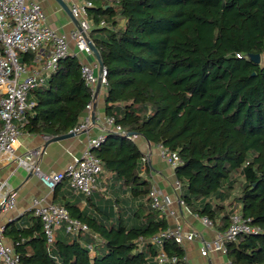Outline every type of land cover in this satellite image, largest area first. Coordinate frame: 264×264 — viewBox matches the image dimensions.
Segmentation results:
<instances>
[{
  "label": "trees",
  "instance_id": "obj_1",
  "mask_svg": "<svg viewBox=\"0 0 264 264\" xmlns=\"http://www.w3.org/2000/svg\"><path fill=\"white\" fill-rule=\"evenodd\" d=\"M91 1L90 36L107 70L106 116L178 153L180 200L217 230H226L235 212L251 218L262 231L228 241L226 254L233 264H264V0ZM257 53L260 63L251 58ZM19 58L34 65L33 53ZM81 66L76 56L62 58L30 91L24 130L53 137L79 123L92 100ZM94 152L102 176L129 193L117 197L116 210L120 203L129 210L113 219L111 209L92 215L80 202H66L70 216L90 230L71 234L62 223L51 244L38 216L28 214L29 226L11 221L3 234L21 264H158L159 246L150 240L170 224L152 205L143 152L114 132ZM162 248L186 264L174 238Z\"/></svg>",
  "mask_w": 264,
  "mask_h": 264
},
{
  "label": "built area",
  "instance_id": "obj_2",
  "mask_svg": "<svg viewBox=\"0 0 264 264\" xmlns=\"http://www.w3.org/2000/svg\"><path fill=\"white\" fill-rule=\"evenodd\" d=\"M93 6L91 0L72 1L69 8L78 19L81 29L75 27L69 34L60 33L47 22V14L39 0H0V159L8 158L17 160L18 165L25 167L50 189L64 179H68L72 190L84 196H90L100 189V179L103 174L101 160L94 150L100 147L106 140L109 132L125 136L131 140L136 134H129L120 125L115 123L113 117L105 120V130L102 134L91 137L87 147L80 156H75L62 171L45 173L38 164L39 149L31 150L27 155H16L15 141L20 135V127L25 120V112L33 105L29 101V93L32 89L46 83V79L55 70L60 59L67 56H76L85 53L93 56L87 43V37L91 38L92 23L89 19L88 8ZM106 25L101 21L99 26ZM75 45L71 49L70 42ZM50 48V51H47ZM45 52L48 56L44 57ZM19 53H33L36 62H42L40 67L28 68L21 62ZM237 56H240L239 54ZM78 58V57H77ZM99 69L98 62L82 63L81 74L85 84L90 88L92 100L86 105V111L92 110L94 99L97 95V86H107V70ZM90 124V116L78 123L71 131L75 133L84 131ZM160 156L169 166L175 168L180 163L177 152L168 150L158 145ZM143 170L146 168L147 156L142 158ZM174 188L181 190V184L176 179ZM152 205L160 209L165 215L172 214L168 206L171 199L163 195L160 190L152 187L150 191ZM16 201V193L7 185L0 183V213L12 208ZM33 211L40 218L48 243H53L56 238V230L66 224V231L71 234L88 232V225L78 219L72 218L68 210L55 203L41 205L39 200L33 201ZM208 226H214L207 217H202ZM251 218L244 217L235 212L230 216V223L226 230L217 231L215 239L206 241L202 248V254L207 255L211 250H220L226 253V243L235 241L241 234H256L261 228L251 223ZM5 226L0 224V264H21L19 255L14 251V244L6 243L3 234ZM197 237L193 231H185L181 224L170 226L167 230L155 234L151 243L159 246L156 257L158 264H176V257H169L162 248L164 239L174 238L183 245L185 241H192ZM142 238L139 239L141 246ZM92 250V249H91ZM93 252V251H91ZM186 262V259H185ZM187 264V263H186ZM229 264H233L229 261Z\"/></svg>",
  "mask_w": 264,
  "mask_h": 264
},
{
  "label": "crops",
  "instance_id": "obj_3",
  "mask_svg": "<svg viewBox=\"0 0 264 264\" xmlns=\"http://www.w3.org/2000/svg\"><path fill=\"white\" fill-rule=\"evenodd\" d=\"M39 1L45 9L47 22L52 28L60 33L69 34L76 27L57 0ZM64 1L69 5L72 1L81 0ZM70 46L72 50H75V45L72 41L70 42ZM47 51L49 52L50 48H47ZM48 52H45L44 57L48 56ZM77 57L81 64L94 60L93 56L85 53H80ZM25 64L27 65L28 63ZM33 64L32 67L29 65L27 67H40L42 62H36L35 58H33ZM98 72L99 69H96V73ZM105 93L106 90L103 86L100 87L94 99L92 110L90 112L85 110L79 119V123H81L89 115L90 124L88 128L75 133L72 137L48 143L49 136L29 133L21 126V133L14 143L16 155L25 157L29 151L39 149L38 164L43 172L51 173L62 171L72 162L75 156L81 155L91 137H95L104 132L106 120ZM133 141L137 143L143 154L147 156L148 170L145 173L146 178L150 179L153 185L152 187L157 188L163 195H167L171 199L168 208L173 213L166 214L170 226L173 227L179 223L186 232L193 231L197 234L194 240L185 241L183 244L186 253V263L229 264L230 260L227 254L220 250H211L207 255L202 254L201 251L204 243L215 239L218 230L215 226L206 225L202 217L192 212L180 200V192H177L174 188V182L176 180L175 170L160 156L158 145L148 142L140 135H136ZM108 177L110 176H102L100 179V189L92 194L91 200H87L81 194L71 189L68 179L62 180L56 188L50 189L43 184L38 176L31 173L25 167L18 165L17 160L3 157L0 159V183H7L12 191L16 193V201L12 208L0 213V224L7 226L11 221H15L20 227L29 226L32 220L28 214L35 215L33 211V201L35 199L39 200V204L41 205L48 203L64 205L66 202H80L81 209H84L92 215H98V208L109 209L110 204L108 201L114 198L115 208L117 209L116 199L118 193L110 187L113 184L110 182L111 177ZM106 178L108 179L106 180ZM101 192H109L110 195L109 197L105 196L106 203H103V206H101L100 200L97 199L98 193ZM102 197L100 198L102 199ZM134 203L136 204L137 201ZM5 241L10 245L13 244L12 240L6 237Z\"/></svg>",
  "mask_w": 264,
  "mask_h": 264
},
{
  "label": "water",
  "instance_id": "obj_4",
  "mask_svg": "<svg viewBox=\"0 0 264 264\" xmlns=\"http://www.w3.org/2000/svg\"><path fill=\"white\" fill-rule=\"evenodd\" d=\"M57 2L62 6V8L64 9V11L68 15V17L72 20V22L75 24V26L77 28L81 29L80 23H79L78 19L72 14V12H71V10L69 8V5L64 0H57ZM87 43H88V45L90 46V48L92 50L94 59L99 64V69L102 70L104 68V64H103V62L101 60V56H100V53H99L97 47L95 46L94 42L88 37H87ZM251 58L255 62H258V63L261 62V55L258 54V53L257 54H252ZM99 89H100V84H98V86H97V92H98ZM129 134L133 135L132 133H129ZM74 135H75V132L74 131H70V132L62 134V135L53 136V137H50L48 139V143H50L52 141H59V140H62V139H66V138L72 137Z\"/></svg>",
  "mask_w": 264,
  "mask_h": 264
},
{
  "label": "rangeland",
  "instance_id": "obj_5",
  "mask_svg": "<svg viewBox=\"0 0 264 264\" xmlns=\"http://www.w3.org/2000/svg\"><path fill=\"white\" fill-rule=\"evenodd\" d=\"M263 60H264V58H263ZM105 90H106V86L105 87H103ZM113 190H115V191H117V193H118V195H117V197H120V198H122V197H127V198H129V193L127 192V190H125V188H124V186L123 185H121L120 183H117V182H115L112 186H110ZM124 192H125V194H124ZM124 195H123V194ZM101 194V195H100ZM101 196H103L102 197V199L100 198ZM105 196L106 197H109L110 195H109V192H107V193H104V192H101V193H98V196H97V199H99L100 200V202H101V206H103V203H106L105 202ZM124 197V198H125ZM109 202V210L111 209L112 210V213H111V215H112V217H113V219L114 218H116V217H119L120 216V213H124V211L126 212L127 211V209L129 210V208L128 207H125V205H123L122 203H120V211H117L116 210V206H115V199L114 198H112L110 201H108ZM129 202H130V205H132V204H135L132 200H129ZM125 216H126V221H127V225H131V222H132V216H129V212L127 213V214H125Z\"/></svg>",
  "mask_w": 264,
  "mask_h": 264
}]
</instances>
